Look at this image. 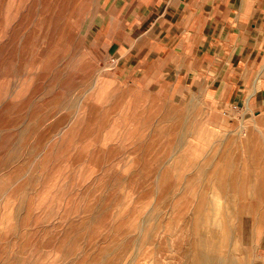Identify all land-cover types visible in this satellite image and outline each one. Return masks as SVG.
I'll return each mask as SVG.
<instances>
[{
	"label": "rangeland",
	"instance_id": "1",
	"mask_svg": "<svg viewBox=\"0 0 264 264\" xmlns=\"http://www.w3.org/2000/svg\"><path fill=\"white\" fill-rule=\"evenodd\" d=\"M107 0H0V264H264V110L130 83Z\"/></svg>",
	"mask_w": 264,
	"mask_h": 264
},
{
	"label": "crops",
	"instance_id": "2",
	"mask_svg": "<svg viewBox=\"0 0 264 264\" xmlns=\"http://www.w3.org/2000/svg\"><path fill=\"white\" fill-rule=\"evenodd\" d=\"M110 61L130 83L264 110V0H107ZM236 106L234 108L233 106Z\"/></svg>",
	"mask_w": 264,
	"mask_h": 264
},
{
	"label": "built area",
	"instance_id": "3",
	"mask_svg": "<svg viewBox=\"0 0 264 264\" xmlns=\"http://www.w3.org/2000/svg\"><path fill=\"white\" fill-rule=\"evenodd\" d=\"M233 107H234V108H236V106H235V105H234Z\"/></svg>",
	"mask_w": 264,
	"mask_h": 264
}]
</instances>
